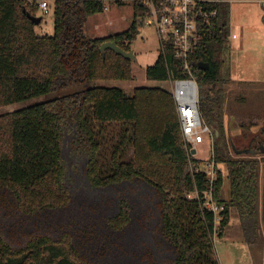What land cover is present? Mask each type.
<instances>
[{
    "label": "trees",
    "instance_id": "trees-1",
    "mask_svg": "<svg viewBox=\"0 0 264 264\" xmlns=\"http://www.w3.org/2000/svg\"><path fill=\"white\" fill-rule=\"evenodd\" d=\"M128 2L126 29L90 37L87 18L124 0H50L51 35L36 34L27 16H37L38 0H0V107L89 80L129 79L131 59L100 51L109 40L130 51L148 9L144 0ZM211 6L212 26L189 64L229 197L219 169L212 182L195 170L201 161L185 148L171 93L91 86L59 95L0 114V264H219L213 237L223 234L230 208L244 240L259 242L262 162L237 155L226 133L224 86L234 81L223 59L229 4ZM179 65L167 49L144 75L188 77ZM208 193L222 207L217 228L204 206Z\"/></svg>",
    "mask_w": 264,
    "mask_h": 264
},
{
    "label": "rangeland",
    "instance_id": "rangeland-1",
    "mask_svg": "<svg viewBox=\"0 0 264 264\" xmlns=\"http://www.w3.org/2000/svg\"><path fill=\"white\" fill-rule=\"evenodd\" d=\"M223 1L229 4V32L236 34L235 38L232 39L230 37L231 33H229L226 50L223 54L225 64L230 69V75L235 79L232 83L224 86L225 129L227 135L233 138L230 140L232 141V149L234 150L237 146L244 147L245 144L239 137V132L242 129L239 125L241 122L246 125V128L250 126L249 123L251 121L252 123L256 122L255 126H252L254 128L253 131H259L264 126V29L260 27V24L264 22V8L262 0ZM124 3L122 5L115 3L107 4L106 8L101 12L89 16L85 23L87 35L90 37H106L109 34L126 29L133 18V7L128 0H124ZM48 5L49 8L46 14L42 13L40 9L36 13L37 16L41 17L39 23L35 25V32L38 35H51L53 33L54 16L50 0H48ZM138 25V34L129 46V49L133 53L129 79H97L76 83L57 89L51 93L2 106L0 107V114L36 104L59 95L75 93L91 86H115L121 88L127 95H131L133 89L137 86L160 87L171 93V85L167 80L155 81L145 78L144 69L156 60L159 54V44L155 30L145 22V19L141 21V24L138 23ZM243 35L244 38L241 40ZM244 80L250 83H243L242 81ZM213 148L214 142L211 133L209 136L206 135L204 141L195 147V154H191L201 161L200 164L209 163L214 160ZM243 152L242 149L237 150L235 153L240 157H244L246 153L244 154ZM262 154L264 152L259 151L254 155L261 159L259 155ZM262 168L259 180L260 190L264 189V164H262ZM216 169H219L222 173V188L225 197H229V179L225 164L219 162L215 167V174ZM80 180L84 182V178H79V182ZM140 189L142 192H149L143 187ZM228 223L221 236L217 237L215 233L213 237L215 257L219 264H253L250 247L233 237H227V235H235L238 232L236 227L240 225L237 211L233 208L229 212ZM217 224L216 228L218 227ZM227 229H230L228 233ZM259 231V242L256 243L255 248L260 247L262 254L254 260V262L259 260V263L254 264H264V218L260 220ZM154 249L157 250V248ZM166 253V249L164 252L160 251V255L166 256Z\"/></svg>",
    "mask_w": 264,
    "mask_h": 264
},
{
    "label": "built area",
    "instance_id": "built-area-1",
    "mask_svg": "<svg viewBox=\"0 0 264 264\" xmlns=\"http://www.w3.org/2000/svg\"><path fill=\"white\" fill-rule=\"evenodd\" d=\"M217 0H144L148 14L141 17L138 23L145 19L155 30L159 52L167 49L180 62L181 69L189 75L186 78L169 77L171 94L174 100L180 131L187 151L195 149L202 143L206 135H211L209 127L201 120L198 111V84L190 70L189 55L193 48L204 39L212 26V19L216 9L211 5ZM42 13L48 12V0H38ZM235 37L234 34L230 35ZM213 161L196 166L195 170H203L210 182L215 177ZM198 197L197 192L190 194ZM204 206L216 215L215 224L220 220L218 216L221 206H217L211 194L205 195Z\"/></svg>",
    "mask_w": 264,
    "mask_h": 264
},
{
    "label": "flooded vegetation",
    "instance_id": "flooded-vegetation-1",
    "mask_svg": "<svg viewBox=\"0 0 264 264\" xmlns=\"http://www.w3.org/2000/svg\"><path fill=\"white\" fill-rule=\"evenodd\" d=\"M255 123L256 122L252 123V121H251L249 123L250 126L247 129L242 128L243 131H242V129L240 130L239 137H240L241 141H243L245 144L243 143L244 147H242V148L238 147V146H237V148H235L236 147L235 146L234 150L236 152L237 150L243 149V151H244L243 153L244 154L246 153L245 154L246 156H244V157H252V158H256L259 160V157H256L254 154L259 152V151L264 152V126H262L260 129L258 128L259 131H253L254 128L252 126H255ZM241 124H244V123L241 122ZM245 127H246V125H245ZM259 156H261L260 160L262 162L261 166H260V172H261V170H263L262 164H264V154L259 155ZM261 190H260V192H261ZM262 192H263V190H262Z\"/></svg>",
    "mask_w": 264,
    "mask_h": 264
},
{
    "label": "crops",
    "instance_id": "crops-1",
    "mask_svg": "<svg viewBox=\"0 0 264 264\" xmlns=\"http://www.w3.org/2000/svg\"><path fill=\"white\" fill-rule=\"evenodd\" d=\"M262 6H263V8H264V0H262ZM229 15H230V11H229ZM260 27H262V29H264V22L262 23V24H260ZM231 34L230 35H232V34H234L235 36H236V34L234 33V32H230ZM242 35V34H241ZM231 37V36H230ZM232 39H234L235 37H231ZM242 38H244V35L241 37V40H242ZM231 74V73H230ZM230 77H231V75H230ZM232 78V77H231ZM233 79V78H232ZM233 80H235V79H233ZM244 81H247V80H244ZM244 81H242L243 83H250V82H244ZM261 176V175H260ZM259 205H260V220H261V218L263 219L264 218V189H263V192H262V190H261V192H259ZM231 210H232V208H230V211L229 212H231ZM231 222V221H230ZM229 222V223H230ZM228 223V224H229ZM231 224V223H230ZM229 224V225H230ZM232 226V225H231ZM237 229H238V232L235 234V235H233V236H230V235H227V237H233V238H235L237 241H240V242H243V243H245L246 245H248L249 247H250V253H251V257H252V261H253V264L254 263H259V260L258 261H256V262H254V260H256V257L257 256H260V254H262V252H261V248L260 247H258V248H255V246H256V244H254V245H249L245 240H244V238H243V236H242V233H241V229H240V225L238 226V227H236ZM230 229H227V233H228V231H229ZM259 234H260V231H259ZM262 234V233H261ZM235 236V237H234ZM214 249H215V247H214ZM260 262H261V260H260Z\"/></svg>",
    "mask_w": 264,
    "mask_h": 264
},
{
    "label": "water",
    "instance_id": "water-1",
    "mask_svg": "<svg viewBox=\"0 0 264 264\" xmlns=\"http://www.w3.org/2000/svg\"><path fill=\"white\" fill-rule=\"evenodd\" d=\"M27 16L35 23V24H38L39 21L41 20V17L40 16H33V15H30L29 13H27ZM106 49H110L112 51H114L116 54H119L121 55L122 57L124 58H127V59H133V53L132 51H125L123 50L122 48H120L116 42L114 40H109V41H105L101 44L100 46V51L102 53V56L104 55V52ZM199 67L200 68H204L206 69L207 68V64H199ZM196 150L193 148L191 149V153L192 154H195Z\"/></svg>",
    "mask_w": 264,
    "mask_h": 264
}]
</instances>
